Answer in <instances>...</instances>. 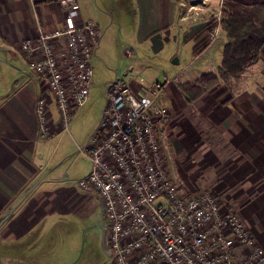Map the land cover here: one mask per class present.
Segmentation results:
<instances>
[{"label":"crops","instance_id":"obj_1","mask_svg":"<svg viewBox=\"0 0 264 264\" xmlns=\"http://www.w3.org/2000/svg\"><path fill=\"white\" fill-rule=\"evenodd\" d=\"M220 1L221 10L223 0ZM96 2L99 0H80V22L92 21L90 15L98 17L102 22L104 12L98 10V13H93ZM107 2L100 4L108 8L115 6L119 13L121 11L119 15L124 21L121 30L124 32L114 42L107 37L106 32L102 36V30L97 25L100 42L93 58L95 59L98 50H102L104 59L111 67H102L99 73L102 77L95 83L92 79L90 90L93 87L97 90L103 85L106 96L108 84L119 79L127 82L137 94L145 95L155 82H169L170 86L165 89L163 99L168 115L172 117L166 129L161 130L160 139L163 142L165 137L168 141L171 133L180 131L178 144L184 147L180 138L186 136L189 130L195 132L198 128L201 133L205 132L209 141L218 138L217 152L223 160L222 165L226 161L235 170L231 173L234 176L233 182L235 185H242L238 200L243 205L238 212L264 249V186L257 191L253 186L257 174V178H261L260 185H264V46L258 60L244 73L232 77L228 82L223 81L221 85L189 102L180 91V83L173 80L180 78L183 69L187 70L197 62L198 56L191 58L196 55L198 40L194 37L187 39L182 34L168 31L178 18L174 0H120V4L117 0ZM64 19L65 10L48 0H0V264H72L58 256V251L49 252V247L55 245L48 243L51 228L46 227L47 219L50 215L54 217L60 208L55 196V191L59 188L56 166L58 160L55 159L58 148L57 145H52L50 150V145L62 134L48 137L41 133L36 113L38 98L43 96L49 101V124L54 131L60 130L59 115L47 82L28 71L29 54L21 48L24 42L36 40L41 31L51 33L62 29ZM122 40L131 42V45L124 47L120 42ZM179 42L185 47L188 61L185 60L186 63L181 65L184 51L179 49L172 59V62L174 58L179 60V64L172 63L175 73L164 82L147 83L142 77L145 73V66L142 65L146 56L158 57L168 46L172 47ZM212 45L213 42H210L208 47L201 48V54L207 57L199 64L203 71L201 75L216 73L221 65L226 43L220 51L221 59L214 53ZM120 48L125 52L120 51ZM124 53L130 58H126L127 61L122 60V57L120 60V55L123 56ZM199 54L197 50V55ZM146 69L150 71L149 68ZM103 107L102 100L98 114L100 118ZM190 146L185 141V153L191 154L192 147L187 151ZM67 147L64 146L62 152ZM68 156L69 153L63 155ZM193 163L194 158H190V164ZM84 169L81 178L88 176L92 164H86ZM236 171L238 172L235 173ZM55 172L57 176L53 178ZM171 174L177 179L176 173ZM231 175L228 177H232ZM51 185L54 186L53 189L50 188ZM184 191L187 192L186 189ZM223 193L220 192V195L225 204L224 201L227 203L228 199ZM189 194L192 195L190 192ZM66 195L72 197V202L76 200L69 205L68 211L84 208L87 215H94V210H100V201L97 203L90 194L77 192L73 188ZM76 253H80L78 248Z\"/></svg>","mask_w":264,"mask_h":264},{"label":"built area","instance_id":"obj_2","mask_svg":"<svg viewBox=\"0 0 264 264\" xmlns=\"http://www.w3.org/2000/svg\"><path fill=\"white\" fill-rule=\"evenodd\" d=\"M48 1L65 10L64 27L41 31L21 48L28 71L47 82L64 134L89 98L100 35L91 20L80 22V0ZM165 88L155 82L139 95L123 80L110 82L101 121L79 148L92 164L79 186L101 202L110 257L114 264H264V249L238 211L224 214L209 191L190 195L168 171L160 139L169 121ZM48 108L40 97V131L49 137Z\"/></svg>","mask_w":264,"mask_h":264},{"label":"rangeland","instance_id":"obj_3","mask_svg":"<svg viewBox=\"0 0 264 264\" xmlns=\"http://www.w3.org/2000/svg\"><path fill=\"white\" fill-rule=\"evenodd\" d=\"M104 1L107 2V0H99L98 3L96 2L95 7H93V13H98V10L104 12L102 13L105 15L101 20L102 22L97 19L98 17L96 18V16L93 15H90L89 18L92 19L96 26L99 25L102 30L101 35L106 32L107 37L111 38L112 41L117 42V39L120 38L124 32V30H121L122 25H124L123 18L120 16L121 11L119 13L115 6L108 8L103 4H100V2ZM117 2L120 4V0H117ZM220 8V0H174V9L178 13V18L176 24L172 25V29L168 31H174L178 35L182 34L184 35V38L187 39H191L192 37L196 38V40H198V46L196 48L198 53H200L197 55L196 50V55L191 59L198 56L197 62L189 66L187 70L183 69L180 78L173 80L174 82L193 85L200 79L203 71L199 68V64L207 58L204 57L200 51L202 47L209 46L212 41L211 35L213 31L219 27L221 18ZM168 31L165 33L169 34ZM120 42L124 47L131 45V42H125L123 40ZM226 42V36L220 29L217 38L213 41L215 48L214 53H217L219 59H221L220 51L223 48V44ZM187 48H189V46H187ZM179 49H181V52L184 51L181 64L183 66L189 58H186L185 56L186 51L182 42L174 44L172 47L168 46L167 49L163 51V54L158 57H153L151 55L146 56L143 61L144 65H142L145 66V73L142 76L143 79L147 83L154 81L164 82L167 78L173 75L175 73V67L172 65V59L175 57V53ZM122 50L125 52L124 49L120 48V51ZM121 57L122 60H126V58L130 59L125 53L123 56L120 55V60ZM103 59L104 51L102 50H98L95 59H92L94 83L102 77L101 74H99L102 67L106 69L111 67L109 62L104 59L105 63ZM146 68H149L150 71ZM171 71L172 74H170ZM113 72H115V70H113ZM227 81H230V79H227ZM165 83H167L166 88L168 89L170 84L168 85L169 82ZM89 95V101H87V103L85 102L86 105L75 111L69 125V132L63 134L61 130H52L51 133L52 137H56L59 133L62 134L54 139L53 144L50 145V150L52 145H57L58 148L55 159L58 160V165L56 166L59 177V184L57 186H59V188L55 191V196H57L56 203L61 209L59 208L57 210L54 217H51L50 215L47 219L46 227L51 228L48 243L50 245H55L49 247V252L53 253L58 251V256L71 261L72 264H75L77 261V264H114L112 257L109 255L107 256L104 251V248L107 249L108 247L103 238L106 218L99 214L100 211L96 209L94 210V215H87L84 208L78 210L75 209L74 211L67 210L69 209V205L76 202V200L72 202V197H67L66 192L69 190L73 191V188L77 192H82L79 182L90 175L89 173L88 176L81 178V174L85 171L84 168L86 167V164H90L91 162L80 153L79 148L84 147L88 143L90 137L101 121L103 110L106 105L103 85L99 86L97 90H94V87L91 88ZM102 100L104 102V107L100 118L98 114L102 107ZM171 117H169L167 125L163 127L162 130H165L170 124ZM187 117L190 120V115ZM59 124H61L60 118ZM166 136H168V134ZM178 136H180V131L171 133L168 141H172L173 143L168 142L165 137L163 142L161 140L164 161L170 174L172 172L176 173L178 177L175 180L181 184L183 189H186L187 192H190L193 196H197L206 191L211 192L218 200L221 211L224 214L229 211H240L239 207L243 204H241L242 202H239L238 197L241 196L240 190L242 185H235L233 182L234 176L233 174L231 175V173H234L235 170L229 167L226 161L224 162V166L222 165L223 160L220 158V153L217 152L216 143H218V138L215 137L212 141H209L205 137V132L201 133L199 128L195 132L189 130L186 136L180 138L181 144L184 145V147H182L178 144ZM185 141L188 142V145L191 144V146L187 148L188 151V149H191L192 147L191 154L185 153L186 151H184ZM74 143L76 146L75 150ZM64 146L68 147L65 152H62ZM64 153H69V156L63 157ZM190 158H194L193 164H190ZM237 172L238 171L235 173ZM56 174L57 173L55 172L53 178L57 176ZM229 175L232 177H228ZM257 176L253 185L255 191L264 186L260 185L259 182L261 178H257ZM262 177L264 178L263 175ZM53 187V185L50 186L51 189H53ZM62 187L64 188L60 191V188ZM255 191L253 192L254 194ZM220 192H224V197L228 199L227 203L224 201L225 204H223ZM90 195L92 198L96 199L97 203L99 202L95 193H91ZM96 207L98 206L96 205ZM77 248L80 251L79 254L76 253ZM66 264L70 263L67 262Z\"/></svg>","mask_w":264,"mask_h":264},{"label":"trees","instance_id":"obj_4","mask_svg":"<svg viewBox=\"0 0 264 264\" xmlns=\"http://www.w3.org/2000/svg\"><path fill=\"white\" fill-rule=\"evenodd\" d=\"M219 27L227 39L221 65L216 73L201 75L196 84H180L189 102L244 73L258 60L264 46V0H223Z\"/></svg>","mask_w":264,"mask_h":264},{"label":"flooded vegetation","instance_id":"obj_5","mask_svg":"<svg viewBox=\"0 0 264 264\" xmlns=\"http://www.w3.org/2000/svg\"><path fill=\"white\" fill-rule=\"evenodd\" d=\"M99 211H100V214L103 215V211H104V210H103L102 206L100 207V210H99ZM104 251L106 252L107 256H108V255L110 256V253H109V250H108V249H105V248H104Z\"/></svg>","mask_w":264,"mask_h":264},{"label":"water","instance_id":"obj_6","mask_svg":"<svg viewBox=\"0 0 264 264\" xmlns=\"http://www.w3.org/2000/svg\"><path fill=\"white\" fill-rule=\"evenodd\" d=\"M173 64H179V60H178V58H174V60H173V62H172ZM104 213V212H103Z\"/></svg>","mask_w":264,"mask_h":264}]
</instances>
